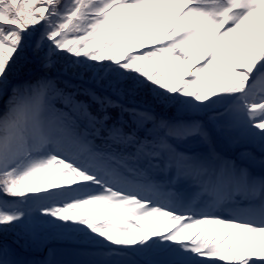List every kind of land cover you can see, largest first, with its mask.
<instances>
[{"label": "snow or ice", "instance_id": "obj_1", "mask_svg": "<svg viewBox=\"0 0 264 264\" xmlns=\"http://www.w3.org/2000/svg\"><path fill=\"white\" fill-rule=\"evenodd\" d=\"M0 101V264H264V0H0Z\"/></svg>", "mask_w": 264, "mask_h": 264}, {"label": "rangeland", "instance_id": "obj_2", "mask_svg": "<svg viewBox=\"0 0 264 264\" xmlns=\"http://www.w3.org/2000/svg\"><path fill=\"white\" fill-rule=\"evenodd\" d=\"M215 65H213V68ZM212 69H210L211 71ZM205 79H209L208 77H205ZM79 82V81H78ZM209 83H214V81L209 80ZM3 109V102L0 101V110ZM243 207H247V204L242 205ZM54 247L57 249H66L69 247H73V245L68 241H59V240H51L45 245H43L41 248H33L28 250H22L24 258L32 261H44L48 257V248ZM95 257H81V259H92ZM218 264H223V262H218Z\"/></svg>", "mask_w": 264, "mask_h": 264}, {"label": "trees", "instance_id": "obj_3", "mask_svg": "<svg viewBox=\"0 0 264 264\" xmlns=\"http://www.w3.org/2000/svg\"><path fill=\"white\" fill-rule=\"evenodd\" d=\"M61 69V64H57L55 67H53L52 69L49 70L48 74L51 75L52 77H56L58 71H60ZM74 83H79L78 81H73ZM13 238V236L10 234L9 235V239L11 240ZM23 243V242H22ZM28 249H33V248H25L22 250H28Z\"/></svg>", "mask_w": 264, "mask_h": 264}, {"label": "bare ground", "instance_id": "obj_4", "mask_svg": "<svg viewBox=\"0 0 264 264\" xmlns=\"http://www.w3.org/2000/svg\"><path fill=\"white\" fill-rule=\"evenodd\" d=\"M260 85H257V93L259 94V91H260Z\"/></svg>", "mask_w": 264, "mask_h": 264}]
</instances>
